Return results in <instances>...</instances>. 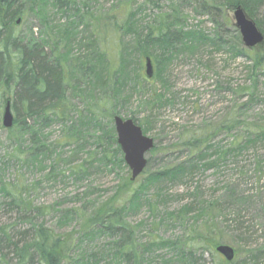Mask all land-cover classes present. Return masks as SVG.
I'll return each mask as SVG.
<instances>
[{
    "label": "rangeland",
    "instance_id": "obj_1",
    "mask_svg": "<svg viewBox=\"0 0 264 264\" xmlns=\"http://www.w3.org/2000/svg\"><path fill=\"white\" fill-rule=\"evenodd\" d=\"M46 1L44 18L30 5L24 7L15 35L27 42L57 32L56 40L63 41L59 49L67 52L73 73L69 107L63 120L42 124L35 118L28 121L31 132L20 134L16 126L10 133L2 116L6 99L13 103L14 89L11 94L0 92V185L22 182L34 205L51 208L46 224L75 236L81 222L70 214L73 209H82L81 216H87L116 198L115 204L126 206L122 214L139 247L160 238L177 245L176 250H152L145 256L147 264H182L184 259L190 264H217V252L186 247L207 226L208 217L221 231L215 237L226 240L218 244L239 250L233 261L219 255L221 264H264V142L224 158L208 156L210 150L201 157L182 146L186 135H200L205 126L235 119L238 124L231 132L214 137L216 148L231 149L236 140L242 141L246 126L264 125V69L253 63L264 46L246 48L234 11H202L203 0H68L62 10V0ZM154 14L176 16L175 30L202 33L205 41H188L194 49L179 45L173 52L155 47L151 52L158 69L147 79L144 58L136 49L137 34L131 30L144 27ZM251 18L264 33V8ZM65 29L75 31L68 46ZM138 33L144 36L146 28ZM92 59L97 64L94 73ZM114 115L134 119L156 147L146 154L144 172L123 190L120 187L131 171L120 161L123 154L117 151ZM37 138L45 147L34 157L30 152L38 148L33 143ZM179 165L190 166L184 177L162 181L150 177ZM210 202L217 205L201 213L202 205ZM187 205L192 210L182 212ZM17 221V213L0 201V224ZM93 234L81 235L75 256L90 262V254L104 251L112 240ZM182 250L188 256L176 261ZM101 256L99 264H112L110 257H97Z\"/></svg>",
    "mask_w": 264,
    "mask_h": 264
},
{
    "label": "trees",
    "instance_id": "obj_2",
    "mask_svg": "<svg viewBox=\"0 0 264 264\" xmlns=\"http://www.w3.org/2000/svg\"><path fill=\"white\" fill-rule=\"evenodd\" d=\"M47 4L46 0H0V92L1 94H9L10 91L11 94V90L14 89L12 108L15 112V118L13 127L8 129L10 133H13L16 126H18L20 134L31 132L28 121L35 118L41 120L42 124L54 118L63 120L68 111L67 91L71 86L69 77L72 78L73 73H69L67 52L65 54L59 49L63 41L56 40L58 38L57 32H47L46 37L41 38V40L31 38L27 42L15 35V29L18 26L16 20L19 17L22 20L26 5H30L32 10L36 9L44 18L43 12ZM67 5L68 0H62L59 3V9L62 10ZM238 6H241L250 17L256 16L257 12L264 8V0H203L199 7L202 11L212 13L220 9L234 10ZM131 14L134 15V13ZM112 18L114 16L110 17V19ZM178 22L176 16L171 19L162 14H154L150 22L142 27L146 28L144 36L142 33H138L142 28L137 29L138 31L131 30L132 33L137 34L135 39L137 51L143 58L148 56L152 58L154 70L158 69L157 60L155 63L151 52V50L153 52L156 50L155 47L173 52L179 45L194 49L195 43L199 44L205 41L202 33L175 30L173 25ZM114 24L117 26L116 23ZM258 24L260 25V22ZM131 28L132 26L129 27V29ZM64 33L69 38L68 42L65 43L68 46L75 31L65 29ZM188 41L194 44L188 45ZM46 45L51 52L46 50ZM263 46L264 43L259 48ZM104 56L101 54L100 58H105ZM120 59L125 61L126 58L122 55ZM92 61L94 62L92 66L94 73L97 64L95 60L92 59ZM253 63L255 67L264 69V51L255 54ZM158 104H162V100ZM236 124L238 121L234 119V121L228 120L216 126H205L200 135H186L182 141V146L188 150L198 151L201 157L207 150H210L208 156L217 155L219 158H224L229 155H240L250 145H255L259 141L264 142V125H253V128L245 127V136L242 137V141L236 140L233 148H216L215 145L217 144H214V137L221 131L231 132L232 126H236ZM39 140L37 138L33 141L34 144H38L36 146L38 148H33L30 152V155L34 157L41 153L40 150L43 149L40 148L45 147V144H39ZM155 150L156 147L151 152ZM117 151L118 153L121 151L119 146H117ZM120 161L124 163L123 158ZM195 167L197 168V165ZM189 168L190 166L179 165L152 174L150 177L156 181H162L165 178L172 180L182 174L184 177ZM132 183L133 181L129 177L123 182L120 189H126ZM129 190L130 192L133 191L132 188ZM0 201L1 205L8 211L17 213L19 218L17 222H20H3L0 224V264H99L103 257L97 256L102 254L107 258L110 257L112 264H147L145 256L154 249L174 248L176 250L177 245L174 246L167 239L162 238L153 239L139 247L132 226L126 222L122 214L126 206L115 204L116 198L88 213L87 216H81L82 209H73L75 211L70 214L72 217L79 216L81 222L79 232H77L78 236H75L73 232H56L49 227L45 222V217L51 208L34 205L28 196L27 188L17 179L3 182L0 185ZM241 201L239 203H242ZM215 205H217L215 202L202 205L201 213L207 214ZM191 210L190 205H187L181 211L188 212ZM65 218L68 216L65 215ZM205 221L207 226L202 231L200 230L201 233L198 236L188 241L189 246L186 247L190 251L201 246L211 253L216 252L215 247L222 238L215 236L219 235L221 231L211 222L210 217ZM247 229L249 232V227ZM83 233L88 237L94 235L93 233L107 235L112 240L107 244L104 251L91 253L89 262L88 258L83 259L82 256L74 255L77 247L81 244L79 239ZM222 240L226 242V240ZM227 242L233 241L228 239ZM183 252L182 250L175 257L176 261L183 260L188 256ZM236 254H239L238 249H236ZM219 255H217L219 259L217 264L224 262ZM185 260L182 264H190Z\"/></svg>",
    "mask_w": 264,
    "mask_h": 264
},
{
    "label": "water",
    "instance_id": "obj_3",
    "mask_svg": "<svg viewBox=\"0 0 264 264\" xmlns=\"http://www.w3.org/2000/svg\"><path fill=\"white\" fill-rule=\"evenodd\" d=\"M235 25L239 29L242 42L247 48H255L264 43V34L258 28L255 21L238 6L234 9ZM21 18H18L16 24H19ZM145 74L147 78L154 75V65L152 59L145 58ZM2 124L5 128H11L14 124V115L11 109V99L8 98L2 116ZM114 125L117 134V142L124 153V160L131 170V179L135 180L145 169L147 165L146 154L154 146V140L146 136L142 128L134 122L133 119H124L120 116H114ZM216 251L222 254L228 261L235 257V250L227 244H219Z\"/></svg>",
    "mask_w": 264,
    "mask_h": 264
},
{
    "label": "bare ground",
    "instance_id": "obj_4",
    "mask_svg": "<svg viewBox=\"0 0 264 264\" xmlns=\"http://www.w3.org/2000/svg\"><path fill=\"white\" fill-rule=\"evenodd\" d=\"M12 103V102H11Z\"/></svg>",
    "mask_w": 264,
    "mask_h": 264
}]
</instances>
